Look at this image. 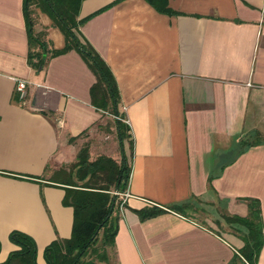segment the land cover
<instances>
[{
  "label": "crops",
  "instance_id": "1",
  "mask_svg": "<svg viewBox=\"0 0 264 264\" xmlns=\"http://www.w3.org/2000/svg\"><path fill=\"white\" fill-rule=\"evenodd\" d=\"M21 5L0 0V263L16 250L11 231L34 241L36 264L51 241L69 237L72 210L43 175L87 142L89 161L118 163L123 154L129 166L114 264H242V227L216 232L165 207L200 202L245 217L243 199L259 204L255 264H264V0H168L172 16L143 0L81 2L79 19L108 7L79 32L114 78L122 119L110 117L127 125L128 151L114 127L111 148L89 142L105 115L90 106L94 78L76 52L48 59L39 72L28 67ZM34 16L33 33L48 49L62 48L47 16ZM15 80L26 82L22 105ZM253 132L260 143L242 149ZM152 206L165 212L140 221L135 211Z\"/></svg>",
  "mask_w": 264,
  "mask_h": 264
},
{
  "label": "trees",
  "instance_id": "2",
  "mask_svg": "<svg viewBox=\"0 0 264 264\" xmlns=\"http://www.w3.org/2000/svg\"><path fill=\"white\" fill-rule=\"evenodd\" d=\"M83 0H22V16L26 32V63L35 72L43 69L48 59L74 51L78 54L86 68L92 74L94 82L88 90L89 103L92 108L105 116L118 119L117 106L119 95L114 78L96 51L79 32V28L92 16L104 11V7L88 15L78 18L80 4ZM157 13L175 15L168 7V0H143ZM35 9L45 14L52 27L62 34L64 44L60 49H48L42 34L33 33ZM17 96L14 94L13 99ZM118 142L127 139L128 127L117 119L112 121ZM261 135L253 132L240 141L242 149L258 145ZM74 139L70 138L68 142ZM131 143L128 144L130 148ZM47 168V167H46ZM129 166L125 157L118 163L104 156L93 161L88 160L87 148L81 147L69 171L58 168L52 173L48 183L63 191L61 204L72 210V223L69 237L54 239L43 248L44 264H108L113 259V238L118 220V200L115 192H123L126 188ZM210 178L208 179V181ZM247 214L245 217L225 216L228 224H236L244 229L240 236L241 248L236 253L242 264H255L259 250L263 244L259 204L253 199H243ZM192 203L165 207L166 210L180 216L193 211ZM157 207H144L136 210L140 221L164 213ZM8 241L16 247L0 264H36V246L27 235L11 231Z\"/></svg>",
  "mask_w": 264,
  "mask_h": 264
},
{
  "label": "rangeland",
  "instance_id": "3",
  "mask_svg": "<svg viewBox=\"0 0 264 264\" xmlns=\"http://www.w3.org/2000/svg\"><path fill=\"white\" fill-rule=\"evenodd\" d=\"M36 10L37 9H35V12ZM92 132L96 134L93 138L89 140V142L92 145H95L97 141L101 140L102 143H104L106 146L111 148L115 142L114 130L110 116H105L104 120L102 121V124L94 127L92 129ZM83 136L84 134L81 137ZM124 143H125L126 151H128L126 139ZM85 145L88 146L89 144H87V142L86 143L83 142L82 145H80L79 147L81 148L82 146ZM67 160H70V158ZM73 163L74 160L69 163L58 165L54 160H52L49 162L46 172L43 175V178L49 180L52 177L53 171H55L58 168H63L69 171ZM191 208L193 211L191 212L187 211L189 216H191L192 218L196 219L198 222H201L204 225L211 226L216 232H229L235 230L234 228L231 227V224H228L225 221L224 217L226 216V214L222 211L221 207H218L215 204L211 205V207H208L204 203L197 202V203H192ZM108 264H114L112 258H110Z\"/></svg>",
  "mask_w": 264,
  "mask_h": 264
},
{
  "label": "built area",
  "instance_id": "4",
  "mask_svg": "<svg viewBox=\"0 0 264 264\" xmlns=\"http://www.w3.org/2000/svg\"><path fill=\"white\" fill-rule=\"evenodd\" d=\"M25 86L26 82L24 80H15L14 84V94L17 96L16 100L17 103L22 105L25 99ZM114 195L117 197L118 200V212L119 214L122 213L123 205L126 198L125 192H115Z\"/></svg>",
  "mask_w": 264,
  "mask_h": 264
}]
</instances>
